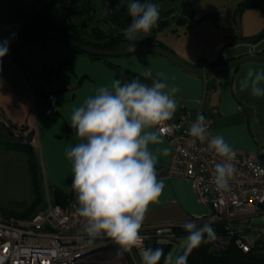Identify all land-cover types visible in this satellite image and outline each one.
I'll return each instance as SVG.
<instances>
[{"label": "crops", "instance_id": "1", "mask_svg": "<svg viewBox=\"0 0 264 264\" xmlns=\"http://www.w3.org/2000/svg\"><path fill=\"white\" fill-rule=\"evenodd\" d=\"M70 4L71 0H0V42L8 39L10 48L20 38L23 22L35 17L46 6L51 15L65 17ZM160 40L188 64L205 67L221 55L233 59L264 49L262 45L231 53L224 51L210 59L195 53V47L192 49L190 45L178 48ZM107 60L141 75L150 69L151 77L142 75L144 83L151 84L153 79L159 78L170 87H177L179 91L174 96L177 110L170 121L187 118L195 122L201 114L217 113L211 136H223L236 153H253L264 164V97H254L250 88L241 90L240 86L249 69L264 70V61H250L220 73L200 75L153 52L109 56ZM114 79L128 82L122 71L56 38L24 44L0 69V109L14 125L25 129H16L0 116V142L23 140L22 135L26 138L30 133L41 171L42 195L44 191L47 194L46 206L53 202L55 187L66 194L71 191V162L65 150L80 142L70 126L74 107L94 95L99 86L110 85ZM160 137L162 143L150 144L149 149L158 157L157 175L165 187L159 201L149 205L142 227H183L187 222L202 225L211 218L210 209L198 199L189 181L167 175L172 147L165 137ZM164 149L168 150L167 154ZM263 213L259 208L256 213L237 220L236 228L245 235L255 234L254 229L263 226ZM185 243L186 240H180L173 248L176 250L174 262ZM125 261L141 264V251L121 253L119 248L108 247L80 264H123Z\"/></svg>", "mask_w": 264, "mask_h": 264}, {"label": "clouds", "instance_id": "2", "mask_svg": "<svg viewBox=\"0 0 264 264\" xmlns=\"http://www.w3.org/2000/svg\"><path fill=\"white\" fill-rule=\"evenodd\" d=\"M126 8L131 23L124 35L129 41H137L141 34L157 26L158 4L127 0ZM127 51L134 52L135 45ZM8 52L9 40L5 39L0 42V60ZM142 75L151 77V70ZM262 84L264 70L249 69L240 86L241 90L250 88L254 97H264ZM178 91L159 78L151 84L139 78L123 83L114 79L74 107L70 126L80 142L67 148L65 156L71 162L70 190L75 194L76 212L84 220L82 234L88 245L108 238L119 246L121 253H129L141 244L140 229L145 214L150 204L159 201L165 187L157 175L158 157L149 145L162 143L159 126L173 118L177 110L174 96ZM188 134L201 143L207 142L208 149L221 158L223 162L214 168V184L217 190H229L235 173L233 147L223 136H211L203 114L190 126ZM167 151L164 149L165 154ZM183 227L188 233L185 254L175 264H187V253L217 238L208 223L198 227L187 222ZM163 255L162 247L142 249L141 264H159ZM168 260L172 264L171 258Z\"/></svg>", "mask_w": 264, "mask_h": 264}, {"label": "built area", "instance_id": "3", "mask_svg": "<svg viewBox=\"0 0 264 264\" xmlns=\"http://www.w3.org/2000/svg\"><path fill=\"white\" fill-rule=\"evenodd\" d=\"M193 123L183 118L159 126V134L172 147L167 175L184 178L192 184L198 199L210 209L211 218L204 224L225 225L228 234H220L215 239L222 248L231 242L237 229L235 222L256 213L264 205V164L253 153H236L229 190H217L214 168L223 161L208 149L207 142L201 143L188 134ZM205 123L211 133L214 118H205ZM74 198L75 194L70 191L65 205L50 202L27 218L0 213V264H80L105 248L117 245L108 238L97 239L92 245L86 243L87 237L82 234L84 220L76 212ZM254 231L255 234L237 237L235 243L249 251L264 238V226ZM140 236L141 244L131 253L157 247L161 244L158 241L178 245L174 225L144 226Z\"/></svg>", "mask_w": 264, "mask_h": 264}, {"label": "trees", "instance_id": "4", "mask_svg": "<svg viewBox=\"0 0 264 264\" xmlns=\"http://www.w3.org/2000/svg\"><path fill=\"white\" fill-rule=\"evenodd\" d=\"M164 0H149V2H158ZM259 0H243L239 3L237 10L244 11L246 9L259 7ZM144 2V0H141ZM181 14L177 17V22L180 25H185L186 28H195L199 22H201L206 16L212 15L217 21L219 15L217 13H207L203 16H198L193 8L192 2L190 0H181ZM106 6V4H105ZM95 6L92 0H71L69 6V12L65 17L53 16L49 13V7L46 6L37 15L25 22L20 26L19 37L25 36L27 34L36 32V31H55L62 33L64 35L73 37L80 41L86 42L88 44L102 47V48H121L128 43L130 45H157L166 49H169L159 38L156 33V30L146 34H141L137 41H129L124 33L126 29L130 26L131 17L127 13L126 5H121L120 3H112L108 7L107 17L112 23H114L119 29L117 33H106L105 30L101 29L100 26H94L92 30L86 31L84 27L74 22L72 19V14L75 11H78L82 16H85L87 19L93 18L95 16ZM73 11V12H72ZM170 11V10H169ZM169 11L167 14H169ZM159 27L163 28L168 26V19L159 18L158 21ZM159 28V29H160ZM176 30V29H174ZM44 38L36 39L34 41H41ZM237 38L232 37L230 44H235ZM126 44V45H125ZM73 49L81 53H87L94 59H100L107 62L112 67L116 68L118 71H122L128 82H131L133 78H139L141 81L143 79L140 73L134 72L129 69H123L119 65H116L107 60L109 56H103L98 54H92L81 50L78 47L70 45ZM171 50V49H169ZM172 51V50H171ZM264 53V49L260 52ZM230 58H224L222 55L215 59L213 62L208 65H216L222 62L228 61ZM22 128L21 130H23ZM25 130V129H24ZM28 129H26L27 131ZM21 137V136H20ZM23 140L19 141H7L0 142V148L6 151H17L25 153L27 156L28 168L31 174V181L33 185V191L35 193L34 200L31 204L29 210L22 213H5V215H14L17 217L27 218L32 215L39 205L43 201L42 195V186H41V171L35 152V147L32 142L30 133L26 135V138L22 135ZM68 195L63 190L58 187L54 188L53 191V202L55 204L65 205L68 200ZM262 210L264 212V205H262ZM4 214V213H3ZM264 216V213H263ZM198 227L202 225H197ZM211 226L216 232V236L220 234H228L226 227L222 223H211ZM264 226V222H263ZM175 231L178 234L177 241L186 238L188 233L184 230V227L175 226ZM243 232H240L236 229L235 234L232 235V240L226 246L220 248L216 244V240H211L208 243H202L198 248L193 249L191 252L187 253V264H264V238L260 239L256 244H254L249 251H244L240 248L235 240L237 237L242 236ZM112 248H119L118 245H112ZM157 247H162L164 255L161 257L159 264H167L168 258L174 248L172 244L161 243ZM157 247H151L153 249ZM185 254V247L177 255V258ZM176 258V259H177ZM175 259V260H176ZM175 264V262H174Z\"/></svg>", "mask_w": 264, "mask_h": 264}, {"label": "rangeland", "instance_id": "5", "mask_svg": "<svg viewBox=\"0 0 264 264\" xmlns=\"http://www.w3.org/2000/svg\"><path fill=\"white\" fill-rule=\"evenodd\" d=\"M190 1L198 16H203L210 12L217 13L219 15L217 21L212 15H208L199 22L196 28H186L185 25H180L177 22V17L181 14V0H164L154 3L159 5L160 18L162 20L168 19L169 24L163 28H160L159 24H157L150 32L156 30L160 39L167 41L174 47L182 48L184 45H190L192 49L195 47V53L207 56L210 59L212 56L216 57L224 51L231 53L242 48L256 49L264 45V37L254 43H245L238 38V42L230 44L231 38L237 36V8L243 0ZM92 2L96 8L95 16L87 19L78 11H75L72 14L73 21L89 32L94 26H100L106 33L116 34L119 29L106 18V15L108 7L113 2L121 4V0H92ZM123 5H127V0H124ZM168 11L169 14H167ZM241 14L244 37L257 36L264 31V8L254 7L246 9L241 11ZM174 29L179 30V32H175ZM124 47H127V45ZM128 47H130V43H128ZM34 197L26 154L17 151H6L0 148V213L25 212L31 207ZM46 199L47 194L44 191L43 201L37 210L46 206ZM184 241V239L181 240V242ZM174 257H176V250H173L170 256L171 261L174 260Z\"/></svg>", "mask_w": 264, "mask_h": 264}, {"label": "water", "instance_id": "6", "mask_svg": "<svg viewBox=\"0 0 264 264\" xmlns=\"http://www.w3.org/2000/svg\"><path fill=\"white\" fill-rule=\"evenodd\" d=\"M258 5L261 8H264V0H259ZM241 19H242V14L241 11H238L237 13V23H238V31H237V36L239 40L245 43H254L258 40H260L262 37H264V31L261 32L259 35L255 37H244L243 32H242V24H241ZM41 38H56L63 40L67 42L68 44L78 47L81 50H84L86 52L92 53V54H98V55H103V56H118V55H130L134 53H141V52H153L157 53L163 56L168 57L171 59L174 63L179 65L180 67L196 73L200 75H210V74H216L220 73L226 69H230L236 66H239L243 63L250 62V61H264V53H251V54H246L237 58L230 59L228 61L222 62L217 65H212V66H194L191 64H188L185 62L183 59H181L177 54H175L173 51L157 46V45H136L135 46V51L134 52H129L127 49L129 47H124V48H114V49H109V48H102V47H97L91 44H88L86 42L80 41L78 39H75L73 37L64 35L59 32L55 31H36L30 34H27L25 36L20 37L18 40L14 42V44L9 48L8 54L0 60V69L11 59V57L18 51V49L23 46L24 44L36 40V39H41ZM0 116L3 117L5 120H7L13 127L16 129H21L18 126L14 125L7 117L6 115L2 112L0 109ZM207 117H213L217 118L218 114L217 113H207L205 114V118Z\"/></svg>", "mask_w": 264, "mask_h": 264}]
</instances>
